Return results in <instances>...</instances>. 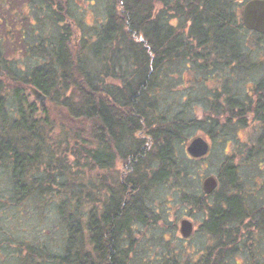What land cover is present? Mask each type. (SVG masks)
I'll return each instance as SVG.
<instances>
[{
    "label": "trees",
    "instance_id": "trees-1",
    "mask_svg": "<svg viewBox=\"0 0 264 264\" xmlns=\"http://www.w3.org/2000/svg\"><path fill=\"white\" fill-rule=\"evenodd\" d=\"M246 2L109 0L92 25L81 23L71 0H28L20 19L0 2V264H136L135 236L159 218L160 186L205 211L200 231L211 243L195 259L147 264H232L236 255L264 264V196L247 198L230 161L211 196L188 191L196 160L177 148L188 130L219 128L221 116L225 129L253 125L247 156L264 159V74L244 91L235 85L239 73L264 69L247 50ZM173 66L204 82L221 77L223 92L203 98L206 118L160 110ZM36 92L52 107L41 112ZM24 207L35 218L52 216L47 235L36 229L39 236L25 239L16 223L6 226ZM51 225L60 226L57 237L48 235Z\"/></svg>",
    "mask_w": 264,
    "mask_h": 264
},
{
    "label": "rangeland",
    "instance_id": "rangeland-1",
    "mask_svg": "<svg viewBox=\"0 0 264 264\" xmlns=\"http://www.w3.org/2000/svg\"><path fill=\"white\" fill-rule=\"evenodd\" d=\"M0 2L3 3V7H6L8 12L13 14V17L15 16V18L20 19L17 15L20 14L19 12H25L24 6L28 0H0ZM108 2L109 0H71L72 9L76 17L81 20V23L83 22V24L87 23L89 25L99 23L103 20ZM5 11L1 9L2 13H5ZM7 20L10 23L8 27L9 25L14 27L13 25L15 23L12 17L7 18ZM3 27L4 25L1 23L0 34L4 32ZM246 36L247 50L250 51L255 61L258 63L263 62L264 35L248 31ZM9 47L10 45L7 48L8 55L14 56ZM166 71L170 78L165 76L162 81L163 90L159 92L158 96L160 110L166 113L169 118L174 117L177 113L185 116L186 119L202 120L206 118L211 113V108L208 102L209 99L206 100L203 98H207L214 90L219 93L223 92L221 86L222 81L219 79L221 77L213 76L204 82L201 81L202 76L200 74L195 75L190 70H183V68L173 66ZM263 74L264 69L257 73H239V77L237 78L239 80L236 79L237 82L235 81L236 88L243 91L249 89L251 85L260 80ZM234 77L236 78V76ZM168 87L170 88L168 89ZM35 101L38 109H40V103L36 99ZM48 103L52 107V103L50 104L46 98L42 111L49 107ZM219 118L220 127L225 131H220V127L214 128L209 124L204 125V129H191L186 131L184 136L187 139L183 143L179 142L177 144L181 157L183 154L190 157L187 153V146L192 140L198 137L203 138L207 145L210 146L209 152L205 156L195 159L194 170L190 171L187 179L189 181L187 183V190H191L200 195L203 192L201 189L203 179L210 175L217 179V175L221 173L224 163L230 161L238 170V177L244 187L242 188L241 184V188L244 189L245 194L247 193V198L258 200V198L264 196V191H260V188H258L260 186L264 187V159L256 160L258 159L256 157L254 159H248L247 156L248 149L255 143V138L258 133L253 125L241 130L235 128L234 125L225 129V127H222L224 125L223 118L221 116ZM209 130L214 134L213 138L207 135ZM252 153L255 154L254 150H252ZM219 189L220 187L217 188V190ZM153 201V206L159 218L156 223L149 224L146 228L142 227L136 233V244L139 246L134 257L136 264H147L160 257L170 256H176L183 261H187L191 260L192 257L195 259V256L191 257L192 252L197 256L203 253L211 243L208 235L200 231L201 223L206 217L205 211H198L193 206L181 203L179 192H175L169 186L156 188L153 192ZM207 202L211 203L210 200H207ZM33 214L35 215V213ZM9 216L6 219V226L9 227L12 223L14 226L16 223V230L18 229L17 234L25 239L36 237V235L39 236V231L36 229H42L44 234L47 235L48 231L46 228L48 226L46 225V221L51 222L49 217L52 218L51 215H48L45 219L43 217L40 219L37 216L35 218L31 214L30 209L25 207L18 209L16 216L13 213ZM43 219L45 222H43ZM183 220L193 225L191 236L187 239L183 238L180 234V223ZM50 231L49 236L57 237L58 233L61 232L60 226L51 225ZM55 241L57 242L58 239ZM243 263L244 258L242 255H236L232 259V264Z\"/></svg>",
    "mask_w": 264,
    "mask_h": 264
},
{
    "label": "water",
    "instance_id": "water-1",
    "mask_svg": "<svg viewBox=\"0 0 264 264\" xmlns=\"http://www.w3.org/2000/svg\"><path fill=\"white\" fill-rule=\"evenodd\" d=\"M242 24L246 30L264 35V0H248L242 8ZM40 103V109L43 110L46 98L43 94L35 93V98ZM187 153L191 158L199 159L209 152L210 146L201 137L192 140L187 146ZM201 189L206 195H211L217 187V179L212 175L203 179ZM180 234L187 239L191 236L193 225L186 220L181 221Z\"/></svg>",
    "mask_w": 264,
    "mask_h": 264
}]
</instances>
